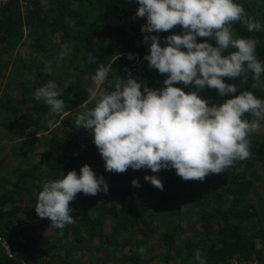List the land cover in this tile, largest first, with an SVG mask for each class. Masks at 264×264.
Instances as JSON below:
<instances>
[{"label":"trees","instance_id":"trees-1","mask_svg":"<svg viewBox=\"0 0 264 264\" xmlns=\"http://www.w3.org/2000/svg\"><path fill=\"white\" fill-rule=\"evenodd\" d=\"M29 1L33 6L26 17L21 0H8L0 6V46L19 38L25 20L39 18L38 0ZM52 1L74 20L73 29L59 27L65 48L70 49L63 58L70 80L67 85L59 84L65 88L60 98L68 113L49 116V107L43 100H35V91L28 86L23 87L24 104L0 100L7 120L17 125L23 118L27 121L25 136L40 135L34 150L33 144L21 150L14 178L0 190V236L9 246L7 252L0 245V264H199L197 250L205 264H224L233 256L248 259L264 253V120L249 134L250 158L236 161L220 174L210 173L204 181H185L171 168L156 173L131 168L124 173L105 171L90 131L74 124L78 114L94 106L88 97L96 69L101 63L112 66L101 87L105 92L114 90L116 77L127 78L126 69L153 89L163 87L166 75L149 69L143 60L149 45L143 43L145 33L140 30L145 20L135 18L136 0H86L83 11ZM235 2L261 24V31L248 32L236 22L234 37L256 39V55L264 63V0ZM58 22L62 20L53 18L49 23L53 31ZM173 32L180 34V27L154 34L164 46L163 37ZM205 39L197 37L198 42ZM231 51L234 49L225 54ZM127 53L136 58L128 59ZM89 54L95 57L92 63L88 62ZM241 79L225 78V82L237 85L236 94L251 91L264 100V89L252 88L251 73L247 83ZM207 92L212 104L230 98L219 97L215 89L207 88ZM244 118L253 119L250 114ZM28 153L33 161H23ZM84 164L105 178L108 192L95 196L78 193L70 203L75 223L54 228L48 218L35 212L38 193L44 183L60 179L70 170L79 175ZM146 174L161 180L163 190L145 181ZM133 178L138 179V188L132 186ZM29 214L47 225L49 233L38 237L24 233ZM141 247L146 250L143 259Z\"/></svg>","mask_w":264,"mask_h":264},{"label":"clouds","instance_id":"clouds-1","mask_svg":"<svg viewBox=\"0 0 264 264\" xmlns=\"http://www.w3.org/2000/svg\"><path fill=\"white\" fill-rule=\"evenodd\" d=\"M135 18L144 19L141 32L143 43L149 45L144 55L149 69L165 74L163 87L149 88L144 81L125 70L126 79L115 78L111 92L101 91L111 64L101 63L91 77L95 88L89 89L88 102L94 106L77 115L75 128L89 130L105 164V171L124 173L150 169H174L183 180L204 181L207 175L220 174L236 161L250 158L249 134L259 129L264 120V100L251 91L237 93V85L225 78L247 83L252 74V88L264 89V63L256 55L258 41L234 37L233 25L239 22L248 32L261 31V24L245 12L235 0H136ZM180 27V34L160 37L154 33L171 32ZM197 37L208 38L202 42ZM210 40L215 43L208 42ZM231 48L234 51H226ZM70 49L62 47L59 59ZM128 59H135L127 53ZM119 59V56H118ZM95 61L89 54L88 62ZM51 73V62L45 65ZM194 85L185 92L175 85ZM205 87L215 89L219 97L229 96L220 103L209 105L198 94ZM65 88L49 80L36 88L33 98L49 107V116L66 111L60 97ZM250 114L253 119H245ZM145 181L163 190L155 175H145ZM133 187L139 181L133 178ZM107 194L108 184L97 176L88 164L77 175L70 170L62 178L43 184L35 212L48 218L52 227L63 229L75 223L70 203L78 193L95 196ZM141 258L146 250L139 249ZM199 264H205L200 250L195 252Z\"/></svg>","mask_w":264,"mask_h":264},{"label":"rangeland","instance_id":"rangeland-1","mask_svg":"<svg viewBox=\"0 0 264 264\" xmlns=\"http://www.w3.org/2000/svg\"><path fill=\"white\" fill-rule=\"evenodd\" d=\"M38 3L39 18L35 17V21L30 22L25 20L19 31V38L13 43L0 46L1 101L11 99L17 104H24L26 101L24 86L35 91L36 88L49 80L54 81L58 87L61 83L67 85L70 80L65 62L63 59H59L62 47L66 46V41L60 37L59 27L63 25L66 29H73L74 20L52 0H38ZM60 3L68 6V9L71 10L83 11L86 6V0H60ZM20 4L26 17L28 11L32 9L33 3L29 0H21ZM53 18L62 20L56 24L57 30L55 31L49 24ZM48 62H51L52 71L50 74L45 71V65ZM177 87H181L185 92L195 90L194 85L185 87L180 84ZM90 88L94 89L95 85L92 84ZM198 94L201 98L207 99L209 105L212 104L206 87ZM25 105L30 106V103ZM25 112L27 111L25 110ZM30 114L32 115L31 112ZM23 119L18 121L17 125L12 120H7L5 112L0 109V190L8 179L14 178L21 150H26L25 147L28 144H33L34 150L38 144L39 134L29 136L23 134L29 130L27 121ZM25 160L26 162L33 161L30 153L24 157L23 161ZM37 219V216L32 214L26 216L24 233L34 237L49 233V227L40 224ZM261 256H264L263 252L259 257Z\"/></svg>","mask_w":264,"mask_h":264},{"label":"built area","instance_id":"built-area-1","mask_svg":"<svg viewBox=\"0 0 264 264\" xmlns=\"http://www.w3.org/2000/svg\"><path fill=\"white\" fill-rule=\"evenodd\" d=\"M8 0H0V6L6 3ZM0 245L3 246L7 252H9V246L4 238L0 236ZM224 264H264V256L261 257H251L248 259L245 258H238V257H231L228 258Z\"/></svg>","mask_w":264,"mask_h":264}]
</instances>
